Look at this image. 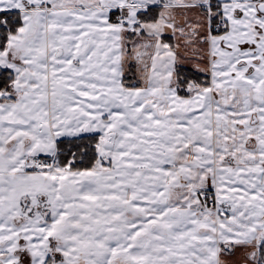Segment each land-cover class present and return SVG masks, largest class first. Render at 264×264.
<instances>
[{"label": "snow or ice", "instance_id": "snow-or-ice-1", "mask_svg": "<svg viewBox=\"0 0 264 264\" xmlns=\"http://www.w3.org/2000/svg\"><path fill=\"white\" fill-rule=\"evenodd\" d=\"M0 264H264V0H0Z\"/></svg>", "mask_w": 264, "mask_h": 264}]
</instances>
